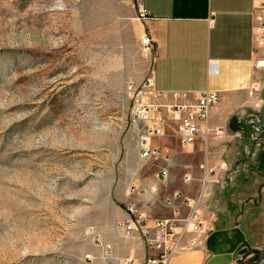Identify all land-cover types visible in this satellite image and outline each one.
Returning <instances> with one entry per match:
<instances>
[{
    "label": "rangeland",
    "instance_id": "1",
    "mask_svg": "<svg viewBox=\"0 0 264 264\" xmlns=\"http://www.w3.org/2000/svg\"><path fill=\"white\" fill-rule=\"evenodd\" d=\"M127 10L116 6L105 27L96 11L76 21L69 0H0V264L125 259L114 248L106 258V245L127 240L116 223L158 169L140 152L153 114L139 118L145 103L126 88L151 78L153 52L141 45L137 1V21ZM248 247L233 264H264V244Z\"/></svg>",
    "mask_w": 264,
    "mask_h": 264
},
{
    "label": "crops",
    "instance_id": "2",
    "mask_svg": "<svg viewBox=\"0 0 264 264\" xmlns=\"http://www.w3.org/2000/svg\"><path fill=\"white\" fill-rule=\"evenodd\" d=\"M69 1L76 21L81 11H96L98 26L114 27L116 6L128 8L125 20L137 21L135 0ZM254 3L141 0L151 15L138 19V30L153 41L151 78L158 104H173L179 94L196 98L208 90L220 96L207 123L215 131L194 144L181 146L166 116L165 136L153 141L160 151L158 169L143 195L132 196L128 203L153 218L169 217L172 210L165 198L173 192L197 196L200 180L212 171L214 190L201 208L204 247L175 255L167 264H233L242 247L249 245L255 252L264 244V68L256 64ZM210 62L217 64V73L210 72ZM165 167L169 172L164 180ZM188 172L194 177L191 183L184 181ZM129 215L125 211L120 220ZM112 246L119 259L131 258L133 264L145 260L139 236Z\"/></svg>",
    "mask_w": 264,
    "mask_h": 264
},
{
    "label": "built area",
    "instance_id": "3",
    "mask_svg": "<svg viewBox=\"0 0 264 264\" xmlns=\"http://www.w3.org/2000/svg\"><path fill=\"white\" fill-rule=\"evenodd\" d=\"M137 1V19L145 20L150 17V12L144 9L141 0ZM254 51L256 54V64L264 68V0H255L254 10ZM141 45L145 50L153 52V41L148 35L141 38ZM210 72L217 73V64L210 62ZM258 84L254 82L253 87ZM127 91L135 98V102L145 103L143 109L138 112V117L147 119L152 113L153 126L148 128L145 137L141 138L140 152L142 158L150 156L159 157L160 151L151 145L152 138H162L165 136V120L169 119L175 125V134L181 146H188L196 143L200 139H207L208 135L215 131L207 123L210 109L219 101L220 96L215 91H205L196 98H190L186 94H179L177 102L173 104L150 103L149 96L153 95L152 78L140 87L129 84ZM252 91L250 92V94ZM147 100V102H146ZM203 125V128H202ZM216 132H221V129ZM149 139V140H147ZM168 167L161 171V176L165 180L168 176ZM212 171L202 177L201 189L197 196L190 197L182 192H173L165 198V205L172 210V215L166 218H153L145 212L138 211L133 204H127L126 211L129 217L119 220L116 229L125 238L139 236L146 249L145 260L141 264H167L175 255L186 252L191 248L204 247L203 234L204 222L202 206L212 193L215 181L211 177ZM194 177L190 172L186 173L184 181L191 183ZM185 211L181 213V210ZM88 232L94 236L96 245H100L101 237L96 233L94 226L88 228ZM105 257H111L113 246L106 245ZM87 259L92 261V255ZM113 259L119 260L117 257ZM121 264H133L131 258H125Z\"/></svg>",
    "mask_w": 264,
    "mask_h": 264
},
{
    "label": "water",
    "instance_id": "4",
    "mask_svg": "<svg viewBox=\"0 0 264 264\" xmlns=\"http://www.w3.org/2000/svg\"><path fill=\"white\" fill-rule=\"evenodd\" d=\"M263 256H264V250L261 252V255H260V257H259V261H262V258H263ZM255 264V263H254Z\"/></svg>",
    "mask_w": 264,
    "mask_h": 264
}]
</instances>
